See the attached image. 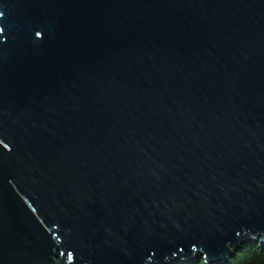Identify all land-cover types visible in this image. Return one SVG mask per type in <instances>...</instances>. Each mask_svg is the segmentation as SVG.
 <instances>
[{"label": "water", "instance_id": "95a60500", "mask_svg": "<svg viewBox=\"0 0 264 264\" xmlns=\"http://www.w3.org/2000/svg\"><path fill=\"white\" fill-rule=\"evenodd\" d=\"M258 240L264 0H0V264Z\"/></svg>", "mask_w": 264, "mask_h": 264}, {"label": "rangeland", "instance_id": "374dc122", "mask_svg": "<svg viewBox=\"0 0 264 264\" xmlns=\"http://www.w3.org/2000/svg\"><path fill=\"white\" fill-rule=\"evenodd\" d=\"M180 264H207L204 257L196 258L192 262H182ZM221 264H264V244L260 240L246 243L242 248L234 253L225 263Z\"/></svg>", "mask_w": 264, "mask_h": 264}, {"label": "trees", "instance_id": "16d2710c", "mask_svg": "<svg viewBox=\"0 0 264 264\" xmlns=\"http://www.w3.org/2000/svg\"><path fill=\"white\" fill-rule=\"evenodd\" d=\"M225 263V262H224ZM174 264H180V263H178V262H175Z\"/></svg>", "mask_w": 264, "mask_h": 264}, {"label": "bare ground", "instance_id": "6f19581e", "mask_svg": "<svg viewBox=\"0 0 264 264\" xmlns=\"http://www.w3.org/2000/svg\"><path fill=\"white\" fill-rule=\"evenodd\" d=\"M222 263H224V262H222ZM221 264V263H220Z\"/></svg>", "mask_w": 264, "mask_h": 264}]
</instances>
